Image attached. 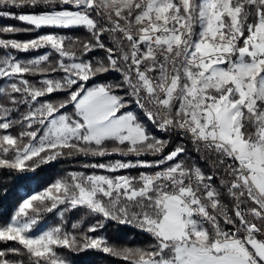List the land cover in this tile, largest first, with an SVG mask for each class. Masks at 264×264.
I'll return each mask as SVG.
<instances>
[{"label":"snow or ice","instance_id":"1","mask_svg":"<svg viewBox=\"0 0 264 264\" xmlns=\"http://www.w3.org/2000/svg\"><path fill=\"white\" fill-rule=\"evenodd\" d=\"M2 20L0 171L136 159L26 193L0 264H264V0H0ZM106 222L150 242L110 244Z\"/></svg>","mask_w":264,"mask_h":264},{"label":"trees","instance_id":"2","mask_svg":"<svg viewBox=\"0 0 264 264\" xmlns=\"http://www.w3.org/2000/svg\"><path fill=\"white\" fill-rule=\"evenodd\" d=\"M0 23L7 24H17V21L14 20H2ZM75 35L83 36L84 33L77 32L73 33ZM20 39L27 38L26 36L18 37ZM23 55V54H22ZM95 55H103L102 52H97ZM115 75V74H113ZM109 80L112 79V76L108 77ZM153 131H156L153 129ZM157 135L167 139V134L156 132ZM173 143L172 147L178 143L176 137L172 138ZM191 150V148H189ZM194 158L199 159L198 155H195L194 152L191 153ZM117 159H136L135 157H120V156H110L105 158H93V157H84L83 155H77L71 158H65L59 162H53L50 165H45L41 169L37 170L35 173H28V176L35 177L30 183L24 184L21 186L20 181L17 180V174L8 172L7 170L0 171V224L6 223L11 215L13 214L14 209L19 204L21 198L31 191H38L43 187H46L51 183L55 178L64 174L67 171H94L92 169H84L82 167L85 163L93 162H109ZM141 159L151 160L154 159L151 156H144ZM203 166V162H201ZM143 169H134L131 174L136 175L138 171ZM123 174V173H122ZM83 213L79 211H74L69 214V230L70 223L78 220ZM58 217L52 214H49L46 217V220L42 223L41 227H46L48 224L56 222ZM95 218H89L84 227L86 228L89 223H95ZM107 227L98 232L99 235H104L107 237L110 244H115L117 246L121 245H144L150 242V237L138 229H135L131 226L118 225L116 222H106ZM11 245L12 242H9ZM4 245L0 244V247ZM80 259L85 262H91V264H126V262L119 260L118 258L112 257L108 254L97 252L95 250L89 251L86 254L81 255Z\"/></svg>","mask_w":264,"mask_h":264},{"label":"built area","instance_id":"3","mask_svg":"<svg viewBox=\"0 0 264 264\" xmlns=\"http://www.w3.org/2000/svg\"><path fill=\"white\" fill-rule=\"evenodd\" d=\"M177 139H178V138H177ZM178 141H179V140H178ZM179 142H180V141H179ZM188 147L191 148V144H189ZM194 153H195V152H194ZM195 155H197V154L195 153Z\"/></svg>","mask_w":264,"mask_h":264}]
</instances>
